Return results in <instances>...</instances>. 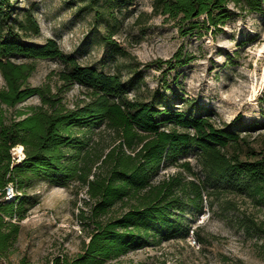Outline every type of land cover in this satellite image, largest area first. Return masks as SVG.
<instances>
[{"label": "trees", "instance_id": "obj_1", "mask_svg": "<svg viewBox=\"0 0 264 264\" xmlns=\"http://www.w3.org/2000/svg\"><path fill=\"white\" fill-rule=\"evenodd\" d=\"M129 1L87 2L98 17L109 18ZM229 3L253 11L260 9L264 0H153V9L181 21L204 16L205 22L216 26L230 16ZM39 31L30 8L20 14L16 0H0V74L5 83L0 87L1 256L11 240L5 225L10 224L14 234L18 229L5 220L19 212L14 208L18 188L39 177L63 185L80 181L87 187L90 214L82 211L81 216L90 219L93 228L85 253L69 264L102 263L150 241L184 235L189 232L183 221L185 211L190 210L191 216L200 213L210 186L246 193L264 204V145H254L247 133L255 129V122L235 125L236 121L218 122L200 111L158 107L153 100L165 98L158 91L153 100L130 98L129 86L137 82L138 88L143 82L140 70H133L123 81L119 72L80 63L63 51L55 38L43 43L26 39ZM103 41L112 52L128 54L108 34ZM44 58L58 61L59 79L84 87L88 100L68 107L59 88L52 91L47 84L29 85L26 80L36 67L35 60ZM33 95L39 97V104L16 109L13 116L7 114ZM103 129H110L118 140L107 151V144L97 148L96 139H92ZM18 144L24 151L20 162L11 152ZM188 149L194 150L201 170L197 179L186 159ZM170 164L181 166L192 176L189 190L182 188L181 197L175 180L182 171L153 181L160 169ZM8 184L16 192L13 200L4 199ZM120 204L126 209L115 214L114 206Z\"/></svg>", "mask_w": 264, "mask_h": 264}, {"label": "rangeland", "instance_id": "obj_2", "mask_svg": "<svg viewBox=\"0 0 264 264\" xmlns=\"http://www.w3.org/2000/svg\"><path fill=\"white\" fill-rule=\"evenodd\" d=\"M87 1L16 0L20 14L30 8L40 26L38 34L26 39L43 43L55 38L80 63L119 72L123 81L138 69L143 82L138 88L137 82L129 86L130 98L153 100L158 91L165 96L153 100L158 107L200 111L218 122L236 121L235 125L255 122V129L247 131L248 139L264 145V5L249 11L229 3L230 16L214 26L204 16L181 21L157 13L153 0H130L109 18L98 17ZM107 34L128 54L112 52L103 41ZM35 66L26 80L29 85L47 84L52 91L59 88L68 107L88 100L84 87L59 79L58 61L36 59ZM4 84L0 74V87ZM39 103L38 96H30L7 114L13 116L16 109ZM92 139L97 148L107 144L105 151L118 142L110 129L94 133ZM11 152L17 162L23 159L15 147ZM186 159L197 179L201 170L193 149H188ZM177 171H182L175 180L181 197L192 178L181 166L162 167L153 181ZM86 189L80 181L63 185L41 177L18 188L14 208L19 212L5 217L18 229L14 234L12 226L5 225L11 240L3 259L9 264H69L83 255L93 228L91 220L81 216L82 211L90 214ZM208 189L200 213L191 216L190 210L185 211L183 221L189 232L150 241L98 264H264V204L246 193ZM125 209L124 204L114 206L115 214Z\"/></svg>", "mask_w": 264, "mask_h": 264}, {"label": "built area", "instance_id": "obj_3", "mask_svg": "<svg viewBox=\"0 0 264 264\" xmlns=\"http://www.w3.org/2000/svg\"><path fill=\"white\" fill-rule=\"evenodd\" d=\"M16 196V192L11 184H8L5 187L4 199L6 200H13ZM0 264H9L6 262L3 257L0 255Z\"/></svg>", "mask_w": 264, "mask_h": 264}, {"label": "bare ground", "instance_id": "obj_4", "mask_svg": "<svg viewBox=\"0 0 264 264\" xmlns=\"http://www.w3.org/2000/svg\"><path fill=\"white\" fill-rule=\"evenodd\" d=\"M262 79H264V78H262ZM15 150H16V152L20 158L24 157L23 146L21 144H18L17 146H15Z\"/></svg>", "mask_w": 264, "mask_h": 264}]
</instances>
